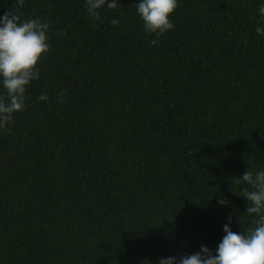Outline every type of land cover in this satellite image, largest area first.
I'll return each instance as SVG.
<instances>
[{
	"label": "trees",
	"instance_id": "16d2710c",
	"mask_svg": "<svg viewBox=\"0 0 264 264\" xmlns=\"http://www.w3.org/2000/svg\"><path fill=\"white\" fill-rule=\"evenodd\" d=\"M116 2L93 20L84 0H0L51 24L0 131V264H158L215 252L229 215L252 226L233 178L264 170V0H178L158 46L138 0Z\"/></svg>",
	"mask_w": 264,
	"mask_h": 264
},
{
	"label": "clouds",
	"instance_id": "9594fccd",
	"mask_svg": "<svg viewBox=\"0 0 264 264\" xmlns=\"http://www.w3.org/2000/svg\"><path fill=\"white\" fill-rule=\"evenodd\" d=\"M24 0H16L15 8L23 7ZM85 9L93 20L100 19V11L105 7L121 13L116 0H84ZM178 8V0H138L136 11L142 21L146 34L155 37L151 46H158L160 38L165 36L175 25L171 20ZM259 15L264 18V5L259 7ZM114 27L119 20L111 21ZM51 24L39 18L21 20L20 15L9 11L0 17V86L4 92L0 94V131H10L8 126L14 123L15 114L26 110L28 88L33 81L40 79L39 65L50 52L49 31ZM67 29L58 32L57 36L66 34ZM258 36H264V27L255 29ZM65 92L58 93V102L64 103ZM46 93L38 97V101L46 102ZM240 188V197L247 201L246 214L251 225L239 233L233 232L228 224L223 228L225 235L215 252L201 246L198 252L180 254L161 258L158 264H264V170L249 167L242 179L233 178ZM232 192V190L230 189ZM233 193V192H232ZM218 204L227 206L228 201L221 198ZM145 264H148L145 261Z\"/></svg>",
	"mask_w": 264,
	"mask_h": 264
}]
</instances>
